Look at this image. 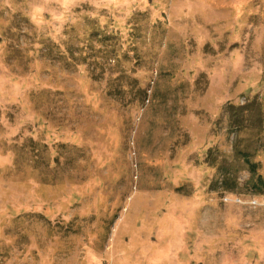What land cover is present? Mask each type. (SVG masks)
<instances>
[{
    "label": "rangeland",
    "instance_id": "rangeland-1",
    "mask_svg": "<svg viewBox=\"0 0 264 264\" xmlns=\"http://www.w3.org/2000/svg\"><path fill=\"white\" fill-rule=\"evenodd\" d=\"M253 102L264 0H0V264H264Z\"/></svg>",
    "mask_w": 264,
    "mask_h": 264
},
{
    "label": "trees",
    "instance_id": "trees-1",
    "mask_svg": "<svg viewBox=\"0 0 264 264\" xmlns=\"http://www.w3.org/2000/svg\"><path fill=\"white\" fill-rule=\"evenodd\" d=\"M234 110L242 114L248 112L252 123L249 126L245 124V120L238 117H231L230 119L231 126L236 134L233 145V160H236V162L231 164V169L230 166L229 168L225 166V169H223L220 175V178H222L221 186L226 191L235 190L239 184L236 171L243 164L244 170L250 174L248 185L251 186V190L257 193H264V177L258 173L260 164L253 159L256 153L260 151V148L264 147L261 139L264 133V110L261 108L260 103L254 102L245 106L230 108V111ZM248 129L251 130L249 133H247ZM207 157V163L214 162L217 165V158L213 155L212 150L208 152Z\"/></svg>",
    "mask_w": 264,
    "mask_h": 264
}]
</instances>
